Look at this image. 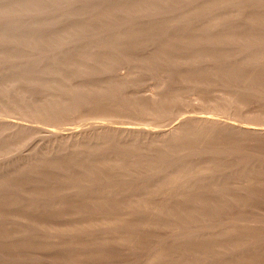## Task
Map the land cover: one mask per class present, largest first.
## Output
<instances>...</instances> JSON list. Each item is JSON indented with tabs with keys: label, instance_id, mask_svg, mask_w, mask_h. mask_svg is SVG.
<instances>
[{
	"label": "rangeland",
	"instance_id": "rangeland-1",
	"mask_svg": "<svg viewBox=\"0 0 264 264\" xmlns=\"http://www.w3.org/2000/svg\"><path fill=\"white\" fill-rule=\"evenodd\" d=\"M0 264H264V0H0Z\"/></svg>",
	"mask_w": 264,
	"mask_h": 264
},
{
	"label": "bare ground",
	"instance_id": "bare-ground-1",
	"mask_svg": "<svg viewBox=\"0 0 264 264\" xmlns=\"http://www.w3.org/2000/svg\"><path fill=\"white\" fill-rule=\"evenodd\" d=\"M235 125H236V124H235ZM233 127H234V126H233ZM245 127H246V126H245ZM246 128H247V127H246ZM249 129H250V128H249ZM244 131H245V130H244ZM246 131H247V130H246ZM248 131H251V130H248ZM261 131H262V130H261ZM261 131H260V132H261Z\"/></svg>",
	"mask_w": 264,
	"mask_h": 264
}]
</instances>
